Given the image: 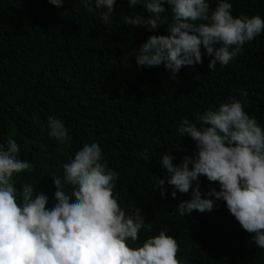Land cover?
Listing matches in <instances>:
<instances>
[{
  "label": "trees",
  "instance_id": "trees-1",
  "mask_svg": "<svg viewBox=\"0 0 264 264\" xmlns=\"http://www.w3.org/2000/svg\"><path fill=\"white\" fill-rule=\"evenodd\" d=\"M231 2L235 16L264 18V0ZM210 3L215 8L216 0ZM136 10L144 11L141 5ZM128 14V0H117L109 25L80 0H65L63 8L49 0H0V143L12 137L21 158L35 164L32 174L14 177L17 187L32 183L51 198V176L62 175L61 164L85 141L95 140L109 167L120 174L114 190L119 204L128 213L139 208L145 217L141 241L167 229L184 264H264V249L252 242L224 201L211 212L183 216L178 204L191 193L173 198L174 186L166 183L164 198L155 189L158 178L168 175L159 161L165 152L179 163L196 150L195 141L177 131L184 117L195 120L198 112L235 97L264 126V33L226 67L218 64L210 72L205 56L202 64L185 66L170 79L163 65L141 68L132 55L165 29L150 32L124 24ZM49 116L66 122L68 144L50 137ZM146 148L150 163L141 157ZM212 187L218 185L201 177L203 192Z\"/></svg>",
  "mask_w": 264,
  "mask_h": 264
},
{
  "label": "clouds",
  "instance_id": "clouds-1",
  "mask_svg": "<svg viewBox=\"0 0 264 264\" xmlns=\"http://www.w3.org/2000/svg\"><path fill=\"white\" fill-rule=\"evenodd\" d=\"M49 3L63 8L65 0ZM80 3L105 25L112 23L117 0ZM128 4L132 14L124 15V24L150 32L163 27L166 32L152 34L132 50L137 66L163 65L170 79L185 66L202 64L205 56L210 72L218 64L226 67L242 54L246 43L264 33V18L243 12L233 15L231 0H216L215 8L210 0H128ZM137 5L144 11H137ZM47 127L61 145L72 139L62 118L49 116ZM177 131L191 137L196 150L179 163L165 152L159 161L168 175L158 178L155 189L164 198L166 183L174 186L173 198L191 193L190 199L178 204L183 216L211 212L217 201H224L252 242L264 249V126L233 97L218 108L198 112L195 120L184 117ZM20 152L12 137L0 143V264H184L177 255L179 244L167 229L141 241L145 217L141 209L128 213L119 204L114 190L120 174L109 167L98 141H85L74 157L61 164L63 174L51 176L55 186L51 198L32 183L17 187L14 177L35 171L34 162L21 158ZM141 157L151 162L147 148ZM201 177L218 188L203 192Z\"/></svg>",
  "mask_w": 264,
  "mask_h": 264
}]
</instances>
